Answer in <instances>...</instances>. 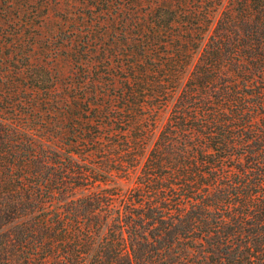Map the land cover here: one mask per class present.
I'll return each instance as SVG.
<instances>
[{"label":"trees","instance_id":"trees-1","mask_svg":"<svg viewBox=\"0 0 264 264\" xmlns=\"http://www.w3.org/2000/svg\"><path fill=\"white\" fill-rule=\"evenodd\" d=\"M37 3L0 0V264H264V0L105 4L63 76Z\"/></svg>","mask_w":264,"mask_h":264},{"label":"rangeland","instance_id":"rangeland-1","mask_svg":"<svg viewBox=\"0 0 264 264\" xmlns=\"http://www.w3.org/2000/svg\"><path fill=\"white\" fill-rule=\"evenodd\" d=\"M158 0H38V15L34 20V50L31 59L34 63H39L51 67L52 72L58 75H67L70 70V63L66 59L68 54L64 44L67 40L76 39L70 43L71 47L77 43L79 37L86 35L92 29L100 30L103 33L101 42L105 46L118 43L122 38L121 25L119 21H114L111 15L99 14L105 4H121L123 7H132L137 4L140 11L147 9V3ZM113 5V6H112ZM113 13H115L113 11ZM218 14L213 13L212 19ZM115 15V14H112ZM104 21L101 25H96L95 20ZM196 55L193 54L192 60ZM167 116V109L162 111L157 118L155 131L159 128ZM132 179H119L116 185L122 190L131 186Z\"/></svg>","mask_w":264,"mask_h":264}]
</instances>
